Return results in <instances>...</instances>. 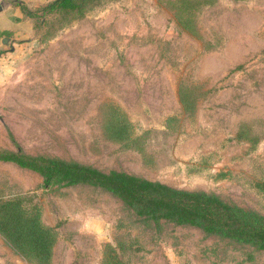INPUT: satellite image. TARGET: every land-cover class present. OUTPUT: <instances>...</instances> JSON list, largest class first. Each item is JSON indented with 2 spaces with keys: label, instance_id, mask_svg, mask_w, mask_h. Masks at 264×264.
<instances>
[{
  "label": "rangeland",
  "instance_id": "obj_1",
  "mask_svg": "<svg viewBox=\"0 0 264 264\" xmlns=\"http://www.w3.org/2000/svg\"><path fill=\"white\" fill-rule=\"evenodd\" d=\"M35 29L0 49V150L264 214V0H106L50 38ZM17 194L56 232L50 264H264L250 243L142 217L100 187H45L0 160V196ZM0 264L36 263L0 234Z\"/></svg>",
  "mask_w": 264,
  "mask_h": 264
},
{
  "label": "trees",
  "instance_id": "obj_2",
  "mask_svg": "<svg viewBox=\"0 0 264 264\" xmlns=\"http://www.w3.org/2000/svg\"><path fill=\"white\" fill-rule=\"evenodd\" d=\"M105 1L50 0L35 9H23L33 18L34 27L45 26L44 37L50 38L58 29ZM180 101L185 108L188 106L182 94ZM0 160L39 173L45 187L76 184L100 187L142 217L194 225L264 249V214L228 203L214 193L181 189L126 171L103 170L76 160L28 154L21 149L0 150ZM0 234L27 260L50 264L56 232L43 221L38 204L18 194L0 196Z\"/></svg>",
  "mask_w": 264,
  "mask_h": 264
},
{
  "label": "crops",
  "instance_id": "obj_3",
  "mask_svg": "<svg viewBox=\"0 0 264 264\" xmlns=\"http://www.w3.org/2000/svg\"><path fill=\"white\" fill-rule=\"evenodd\" d=\"M48 1L0 0V49L13 46L17 40L34 39L36 29L33 18L24 12L23 7L35 9Z\"/></svg>",
  "mask_w": 264,
  "mask_h": 264
},
{
  "label": "water",
  "instance_id": "obj_4",
  "mask_svg": "<svg viewBox=\"0 0 264 264\" xmlns=\"http://www.w3.org/2000/svg\"><path fill=\"white\" fill-rule=\"evenodd\" d=\"M4 39H7V37H5ZM4 42H6V40H3Z\"/></svg>",
  "mask_w": 264,
  "mask_h": 264
}]
</instances>
